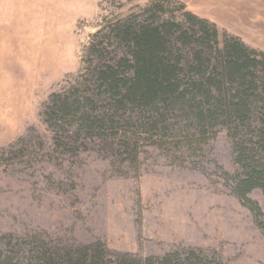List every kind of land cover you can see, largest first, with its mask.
Here are the masks:
<instances>
[{"label":"rangeland","instance_id":"rangeland-1","mask_svg":"<svg viewBox=\"0 0 264 264\" xmlns=\"http://www.w3.org/2000/svg\"><path fill=\"white\" fill-rule=\"evenodd\" d=\"M150 1L0 0L4 257L28 243L24 256L39 244L51 252L102 244L113 262L177 254L178 264H264V233L232 191L233 142L223 129L200 136L169 118L156 131H131L124 147L122 135L60 141L44 123L50 97L82 85L91 38ZM170 1L167 13L183 6L264 53V0ZM248 199L264 212L260 191Z\"/></svg>","mask_w":264,"mask_h":264},{"label":"trees","instance_id":"trees-1","mask_svg":"<svg viewBox=\"0 0 264 264\" xmlns=\"http://www.w3.org/2000/svg\"><path fill=\"white\" fill-rule=\"evenodd\" d=\"M170 3L151 0L95 34L82 58L85 62L89 57L82 85L51 96L44 123H52L60 141L84 135L114 142L122 135L124 147L133 139L131 131H156L169 118L179 125L180 120L187 122L200 136L223 129L233 142V194L264 233V212L248 199L253 190L264 198V53L219 33L183 6L167 13ZM39 245L28 256L20 247L10 258L0 250V264L180 263L177 254L113 262L102 244L52 252ZM191 258L192 252L185 261Z\"/></svg>","mask_w":264,"mask_h":264}]
</instances>
